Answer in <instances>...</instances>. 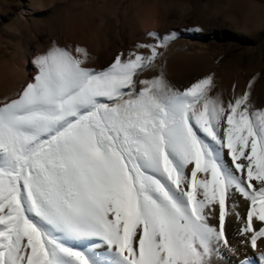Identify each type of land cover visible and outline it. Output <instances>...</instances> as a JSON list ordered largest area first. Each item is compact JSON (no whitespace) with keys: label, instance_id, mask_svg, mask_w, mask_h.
I'll return each mask as SVG.
<instances>
[{"label":"snow or ice","instance_id":"6c2138e0","mask_svg":"<svg viewBox=\"0 0 264 264\" xmlns=\"http://www.w3.org/2000/svg\"><path fill=\"white\" fill-rule=\"evenodd\" d=\"M50 10L26 0L0 30L22 39ZM203 31L149 30L103 66L60 35L29 57L0 96V264H264L247 252L264 238L260 77L175 81L173 45Z\"/></svg>","mask_w":264,"mask_h":264},{"label":"rangeland","instance_id":"374dc122","mask_svg":"<svg viewBox=\"0 0 264 264\" xmlns=\"http://www.w3.org/2000/svg\"><path fill=\"white\" fill-rule=\"evenodd\" d=\"M51 1L58 2V8L40 15L43 19L36 21L33 29L26 30L22 39L0 30V96L31 79L35 69L29 63V57L38 48L50 43V36H56L54 26L58 15L64 14L63 28L67 31L72 30L79 16L76 0ZM80 1L87 9L103 7L113 1L112 13L105 21L114 19L118 21L117 24L128 26L130 32L138 30L141 26L135 19L132 5L134 0ZM144 1L148 4L143 7V15L147 8L160 3L162 12L167 18L162 27L164 31L194 26L204 29L202 34L183 32L181 39L173 45L175 50L173 54L179 53L184 59L209 58L216 65L217 75L225 87H230L233 83L243 87L251 77L258 75L260 78L255 85V94L258 100L264 103V0ZM25 4L26 0H0V18L5 20L11 18ZM105 21L98 24L96 30L99 28L100 33L89 29L83 39L74 38L67 44H86L90 51L93 50L91 51L93 55H96L97 51L92 45L96 47L102 32L109 27L110 22ZM119 39L120 34L113 33L108 46L113 50L120 48ZM59 42L63 45L67 41L60 39ZM217 60L220 61L219 64L216 63ZM96 66H99L97 59ZM171 77L181 83L188 81L185 71L176 75L171 74Z\"/></svg>","mask_w":264,"mask_h":264},{"label":"bare ground","instance_id":"6f19581e","mask_svg":"<svg viewBox=\"0 0 264 264\" xmlns=\"http://www.w3.org/2000/svg\"><path fill=\"white\" fill-rule=\"evenodd\" d=\"M43 1L44 2L39 0L41 4L52 5V8L54 10L57 9L59 6L58 2H53L51 0H43ZM75 3L77 7L76 9L79 12V16L76 19L75 24L72 27V30L67 31L63 28L64 14L58 15L55 20L56 25L54 26V32L56 33V35L61 36L60 39H62V41L64 42L67 41L64 44H67L69 40H72L74 38L83 39L87 30L89 29L91 31L96 30L97 27L99 26L98 24L101 21L104 22L105 19H107L106 17H109L112 13L113 1L108 2L107 4L103 5V7H96L92 9L90 8L87 9L80 0H76ZM147 4L148 2L144 0L133 1L132 5L135 11V19L136 22L141 25L140 28L136 31L130 32L128 26L126 25L121 26V24L120 25L119 23L117 24L118 21L114 19L106 20L110 22L109 27L102 32L100 36V42L96 45V47L92 45L93 49H96L97 51L95 56L98 60L99 66H103L111 58L113 54L114 50L108 46V43L110 42L109 40L112 38L113 33L120 34V39L118 40V42L121 46L122 45L124 46L126 44L132 43L136 37L140 36L142 33H145L149 30H157L161 32L164 31L162 27H164L163 25H165L167 18L166 16H164L162 12L160 3H157V5L150 6L149 8H147L146 13L144 11V15H143V11H142L143 7H145ZM174 5L175 4L173 3V6ZM49 12H51V10ZM45 13L47 12L38 13V16L43 15ZM96 31L98 33L101 32L99 28ZM183 34L184 33L182 32L181 35ZM91 51L93 50L91 49ZM187 59L188 57L184 59L183 56H181V54L174 53L170 60V74L176 75L185 71L187 74L188 81H190L193 77L199 75L201 72L207 69H214L216 72H218L216 65L213 62H211V60L207 57H194V58H189L188 60ZM262 249H264V238H261V240L258 241L257 248L255 250L249 247L247 249V252L255 257V253H258ZM257 264H259L258 259H257Z\"/></svg>","mask_w":264,"mask_h":264}]
</instances>
